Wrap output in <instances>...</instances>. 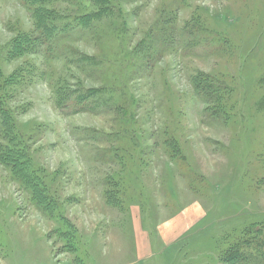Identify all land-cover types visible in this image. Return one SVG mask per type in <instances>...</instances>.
I'll return each mask as SVG.
<instances>
[{"label":"rangeland","instance_id":"1","mask_svg":"<svg viewBox=\"0 0 264 264\" xmlns=\"http://www.w3.org/2000/svg\"><path fill=\"white\" fill-rule=\"evenodd\" d=\"M112 3L83 29L75 18L96 5L56 0L69 28L51 52L8 61L34 22L21 0H0L2 76L24 77L2 101L57 202L44 214L0 163V264H224L235 243L264 250V0ZM161 19L175 39L166 50ZM150 33L146 63L136 48ZM198 75L219 92L197 95ZM61 80L94 92L91 110L60 108ZM181 216L196 222L166 245L163 227ZM142 241L152 250L140 260Z\"/></svg>","mask_w":264,"mask_h":264},{"label":"trees","instance_id":"2","mask_svg":"<svg viewBox=\"0 0 264 264\" xmlns=\"http://www.w3.org/2000/svg\"><path fill=\"white\" fill-rule=\"evenodd\" d=\"M55 1L56 0H21L22 5L28 10L34 22V31L30 34L19 33L9 42L6 47L5 55L8 61H14L25 55L51 52L57 37L69 28V25L64 28L61 27L60 24L65 19L64 16L50 8ZM112 1L113 0H91V2L96 5L97 10L75 18L74 23L83 29L90 28L93 23L100 22L104 18H107V16L113 14L114 8L112 6ZM185 1L186 0H182V2ZM160 23L163 24L159 28H156V33L161 35L160 40L164 44L163 47L166 50L168 43L173 44L175 39L170 35L171 29H166L168 26L166 21L164 22V20L161 19ZM149 41L150 42L147 44L146 42L140 43L136 48L138 49L136 54H139L141 61L143 62L147 59L146 63H148V58L153 55L152 48L154 47V37L152 33L149 34ZM160 52L162 54L164 53V51ZM23 78L24 77L22 75L20 76L19 72L10 77L3 78L0 69V91H4L0 97V121L2 125L0 163L10 171L12 178L20 183L21 187L29 195L35 206H37L44 214L53 216L57 209V202L51 195L50 189L45 183V180L34 171V164L31 162L32 159H30V155L16 147L15 144L19 134L13 125L14 115L6 108L4 101H2L4 96H7L8 94L5 90L7 88L15 87L23 80ZM208 81V78L205 79V76L199 75L193 79L196 93L197 95H202L203 99L211 94L215 95L219 92L218 89H215L210 85L206 86ZM61 83H63L62 80L55 88L57 105L60 108H67L76 104L80 111L91 110L89 100L93 98L94 92L90 91L84 94L77 93L68 88H63L64 86ZM224 92L227 91L223 90V93ZM76 94L77 96H75ZM22 149L27 150L26 147H22ZM106 198L109 204H114V195L110 189L106 191ZM64 222L66 226H69V223L66 222V220ZM253 233L260 232L253 229ZM237 244L238 243H235L232 246H229L224 256L221 257L222 263L264 264V250L261 249L262 251L253 254L252 256L247 254L246 251L237 248Z\"/></svg>","mask_w":264,"mask_h":264},{"label":"crops","instance_id":"3","mask_svg":"<svg viewBox=\"0 0 264 264\" xmlns=\"http://www.w3.org/2000/svg\"><path fill=\"white\" fill-rule=\"evenodd\" d=\"M186 218V219H185ZM179 222L185 221V225H183L182 227L179 228V226L177 225H173L172 222H170L169 224L166 225V227H163V233L165 234L163 235V241L165 242L166 245H172L174 242H177L180 238V235L184 234L185 232H188L192 227L194 220H190L188 218V216L185 217H179L178 218ZM175 224H180V223H175ZM141 238H144V235L142 234ZM140 240V238H139ZM141 242V241H140ZM140 246V244H139ZM142 249H139V247L137 246V248L139 249L140 253L142 256L139 257L140 260L145 259V257H148V254L151 253V245L150 247L147 246L146 241H142L141 243Z\"/></svg>","mask_w":264,"mask_h":264}]
</instances>
